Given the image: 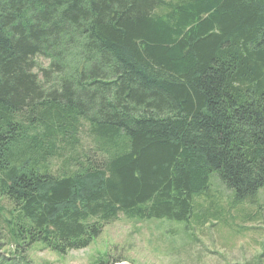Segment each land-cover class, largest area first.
Instances as JSON below:
<instances>
[{
	"label": "trees",
	"instance_id": "16d2710c",
	"mask_svg": "<svg viewBox=\"0 0 264 264\" xmlns=\"http://www.w3.org/2000/svg\"><path fill=\"white\" fill-rule=\"evenodd\" d=\"M214 174L233 205L264 200V0H0L17 244L66 254L119 214L185 221Z\"/></svg>",
	"mask_w": 264,
	"mask_h": 264
},
{
	"label": "rangeland",
	"instance_id": "374dc122",
	"mask_svg": "<svg viewBox=\"0 0 264 264\" xmlns=\"http://www.w3.org/2000/svg\"><path fill=\"white\" fill-rule=\"evenodd\" d=\"M46 64V62H43ZM194 195L185 221L137 219L119 214L83 249L60 254L41 242L14 240L23 222L0 197V264H250L264 257V200L233 205L231 192L214 174ZM15 217V218H14ZM13 220L8 223L7 220ZM25 243V244H24ZM262 263V262H261ZM109 264V263H108Z\"/></svg>",
	"mask_w": 264,
	"mask_h": 264
},
{
	"label": "water",
	"instance_id": "95a60500",
	"mask_svg": "<svg viewBox=\"0 0 264 264\" xmlns=\"http://www.w3.org/2000/svg\"><path fill=\"white\" fill-rule=\"evenodd\" d=\"M121 264V263H120Z\"/></svg>",
	"mask_w": 264,
	"mask_h": 264
}]
</instances>
